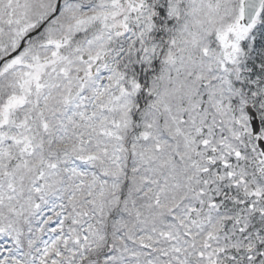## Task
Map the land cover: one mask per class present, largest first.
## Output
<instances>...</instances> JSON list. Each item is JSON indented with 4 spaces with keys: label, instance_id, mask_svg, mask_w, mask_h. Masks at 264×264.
<instances>
[{
    "label": "snow or ice",
    "instance_id": "6c2138e0",
    "mask_svg": "<svg viewBox=\"0 0 264 264\" xmlns=\"http://www.w3.org/2000/svg\"><path fill=\"white\" fill-rule=\"evenodd\" d=\"M0 264H264V0H0Z\"/></svg>",
    "mask_w": 264,
    "mask_h": 264
}]
</instances>
